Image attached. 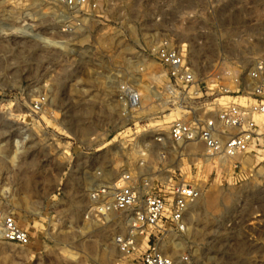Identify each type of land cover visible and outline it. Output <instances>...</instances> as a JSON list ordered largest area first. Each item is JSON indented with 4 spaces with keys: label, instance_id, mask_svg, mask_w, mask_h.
<instances>
[{
    "label": "rangeland",
    "instance_id": "1",
    "mask_svg": "<svg viewBox=\"0 0 264 264\" xmlns=\"http://www.w3.org/2000/svg\"><path fill=\"white\" fill-rule=\"evenodd\" d=\"M11 1L0 0V20L29 13L39 36L63 43L0 34V212L31 236L27 246L0 238V264H137L147 247L122 253L124 218L91 214V194L125 174L143 194L201 191L186 232L148 231L176 263L264 264V149L217 160L202 144L156 140L184 110L160 49L186 56L199 85L189 106L204 115L212 90H251L249 73L264 60V0H105L68 36L50 0Z\"/></svg>",
    "mask_w": 264,
    "mask_h": 264
},
{
    "label": "built area",
    "instance_id": "2",
    "mask_svg": "<svg viewBox=\"0 0 264 264\" xmlns=\"http://www.w3.org/2000/svg\"><path fill=\"white\" fill-rule=\"evenodd\" d=\"M20 4L21 0H12ZM105 0H50L51 5L61 9V36L74 35L83 26V18L89 20L99 16ZM57 10V9H56ZM31 15L23 17L11 14L2 16L0 34L18 41L32 42L43 48H62L61 41L53 42L36 33L29 21ZM158 60L169 81L183 88L185 105L176 103L183 116L176 119L167 134L156 138L159 143L166 140L174 145L202 144L205 154L217 160H230L245 157L264 149V60L256 62L249 73L251 90L247 92L230 91L223 88L212 90L213 101L205 108V114L189 105L197 98L198 81L188 66L186 56L175 49L163 46L158 52ZM132 104L139 101V95L130 94ZM121 186L111 192L110 186H100L91 194L95 206L91 214L104 217L119 214L124 218L127 234L117 239L122 253L133 256L143 249L135 260L137 264H178L164 255L157 244L150 245L149 230L168 228L172 231L186 232L189 229L190 209L201 198V191L191 185H175L169 193L140 192L131 174L121 178ZM0 238L12 244L27 246L31 243L30 234L22 228L13 215L0 212ZM157 242L160 240L156 236ZM155 240V238H154ZM185 261L188 259L185 258Z\"/></svg>",
    "mask_w": 264,
    "mask_h": 264
},
{
    "label": "bare ground",
    "instance_id": "3",
    "mask_svg": "<svg viewBox=\"0 0 264 264\" xmlns=\"http://www.w3.org/2000/svg\"><path fill=\"white\" fill-rule=\"evenodd\" d=\"M123 177V176H122ZM122 182H121V179L119 180V182L114 185V186H111L110 189H111V192L115 191L117 188H119V186H121Z\"/></svg>",
    "mask_w": 264,
    "mask_h": 264
}]
</instances>
